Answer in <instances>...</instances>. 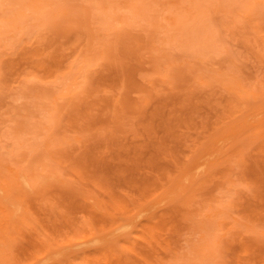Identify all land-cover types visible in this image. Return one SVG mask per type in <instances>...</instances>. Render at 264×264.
<instances>
[{"label": "rangeland", "instance_id": "obj_1", "mask_svg": "<svg viewBox=\"0 0 264 264\" xmlns=\"http://www.w3.org/2000/svg\"><path fill=\"white\" fill-rule=\"evenodd\" d=\"M0 264H264V0H0Z\"/></svg>", "mask_w": 264, "mask_h": 264}]
</instances>
